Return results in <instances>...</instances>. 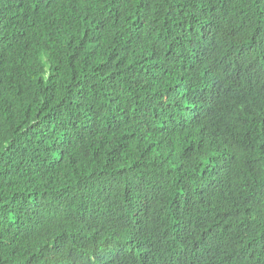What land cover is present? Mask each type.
I'll return each instance as SVG.
<instances>
[{
  "label": "trees",
  "instance_id": "obj_1",
  "mask_svg": "<svg viewBox=\"0 0 264 264\" xmlns=\"http://www.w3.org/2000/svg\"><path fill=\"white\" fill-rule=\"evenodd\" d=\"M0 264H264V0H0Z\"/></svg>",
  "mask_w": 264,
  "mask_h": 264
}]
</instances>
